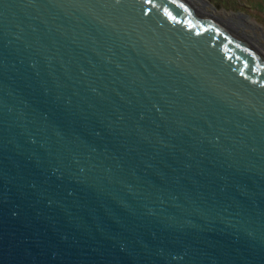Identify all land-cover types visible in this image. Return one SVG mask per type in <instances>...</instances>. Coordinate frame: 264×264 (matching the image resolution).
I'll return each instance as SVG.
<instances>
[{
  "label": "water",
  "instance_id": "95a60500",
  "mask_svg": "<svg viewBox=\"0 0 264 264\" xmlns=\"http://www.w3.org/2000/svg\"><path fill=\"white\" fill-rule=\"evenodd\" d=\"M0 264H264V35L0 0Z\"/></svg>",
  "mask_w": 264,
  "mask_h": 264
},
{
  "label": "rangeland",
  "instance_id": "374dc122",
  "mask_svg": "<svg viewBox=\"0 0 264 264\" xmlns=\"http://www.w3.org/2000/svg\"><path fill=\"white\" fill-rule=\"evenodd\" d=\"M245 30L264 35V0H202Z\"/></svg>",
  "mask_w": 264,
  "mask_h": 264
}]
</instances>
